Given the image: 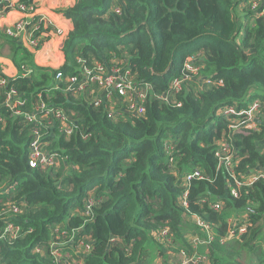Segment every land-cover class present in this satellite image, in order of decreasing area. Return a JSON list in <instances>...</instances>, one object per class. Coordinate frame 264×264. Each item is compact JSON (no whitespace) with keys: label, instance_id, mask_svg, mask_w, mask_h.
<instances>
[{"label":"trees","instance_id":"1","mask_svg":"<svg viewBox=\"0 0 264 264\" xmlns=\"http://www.w3.org/2000/svg\"><path fill=\"white\" fill-rule=\"evenodd\" d=\"M244 1L76 0L63 11L73 27L61 45L63 75L81 73L78 59L87 68L122 60L142 89L143 102L135 106L143 112L120 110L114 120L107 118L109 105L95 107L93 94L81 97L57 82V70L36 66L30 52L0 33L19 72L15 79L0 73L6 80L0 85V210L19 208L0 217V264H151L164 255L160 264H178L181 252L205 255V264H264V180L236 187L216 156L223 142L229 144L236 180L264 168V17L243 26L240 19L250 16L238 8ZM199 51L198 76L171 91L186 57ZM10 90L21 106L6 105ZM251 100L259 102L256 130L232 131L220 112L246 111ZM42 103L73 121L69 138L52 118L27 122L25 114L43 118ZM34 131L47 153L67 160L30 168ZM166 140L173 145L170 156ZM196 170L202 178L185 184ZM91 190L101 203L85 223L83 200ZM230 220L245 226L240 237H227ZM198 221L208 225L211 240L194 247L195 237L208 241ZM7 223L20 227L17 236L4 234ZM60 225L64 240L54 233ZM84 238L92 241L87 254L79 245Z\"/></svg>","mask_w":264,"mask_h":264},{"label":"built area","instance_id":"2","mask_svg":"<svg viewBox=\"0 0 264 264\" xmlns=\"http://www.w3.org/2000/svg\"><path fill=\"white\" fill-rule=\"evenodd\" d=\"M115 1V0H114ZM254 3L252 0L250 4V9L255 13L257 17H264V6L260 9L254 11ZM11 12H16L19 14V19L13 24L11 28L6 30V34L12 38L19 39L26 34L27 30L33 28L30 33V39L28 40V44L31 47H36L39 43V36H36L34 33L38 31L39 27L44 26L46 29L52 30L57 36H62L63 31L60 27H58L54 20L44 13H38V9L32 4L30 6H26L21 3H17L15 0H0V19L6 16ZM113 12L118 14L120 13L118 8H114ZM29 27V28H27ZM190 59V61H189ZM185 61L182 69H181V79H174L170 83V90L176 92L181 87L183 81L188 80L190 78H194L198 76V72L200 70L201 61L198 62V56H194ZM201 59V58H200ZM77 63H79L81 68V73L78 75H73V77L64 78L61 72H57L55 79L56 80H64L69 84L68 88L71 90H75L76 94H84L88 91L89 94H93L91 103L95 107L99 106H107L109 108L107 110V118L114 120L118 116H122L121 111L127 110L131 113H142L143 110L137 106H135V102L140 101L143 98L142 89H138L134 83L131 69L125 66V61H116V63L111 62L110 66H103L101 64H93L92 68H87L84 66V62L78 59ZM190 65L186 66V65ZM27 73H29L27 71ZM195 80V79H193ZM0 85H6V80L0 79ZM113 101H123L125 104H122L121 107L116 108L113 104ZM6 105L12 109L17 106H21L23 101L20 98L15 96V91L10 90L6 95ZM257 108V107H256ZM41 109L43 111V118L35 117L31 114H25L24 117L29 123L42 124L45 122V119L52 118L56 121L59 132H62L66 138H69L74 130V123L70 121L67 114L61 110L60 108H52L47 107L44 103L41 104ZM256 110V109H255ZM16 114H20L18 111H15ZM227 117V120L230 122L242 121V123H247L251 116L249 114H244L243 112L237 113L234 107L226 108L220 112ZM232 116L233 118H229ZM237 117V118H235ZM244 118V119H243ZM50 125L51 123L48 122ZM237 125V123L235 124ZM246 130H251L254 127L250 124H246L244 126L239 125V128ZM235 129L231 127V130ZM33 134L36 138L31 141L28 146V155H27V163L30 168H48V167H58L59 162H65L67 160L66 157H61L55 154L47 153L40 143V136L37 131H34ZM83 140H88L89 135L83 134ZM164 150L165 153L170 156L173 150V145L171 141L165 142ZM45 144V143H44ZM216 156L218 157L220 163L224 166L227 171V174L230 175V179L234 180V185L236 187L240 186H249L258 180H264V168L258 169L257 171L250 173L243 180H236L233 177L235 161L230 154L229 144L223 142L220 145V149L217 152ZM192 178H202V174L200 170H196L193 173L188 174L184 183H188ZM231 194L236 196V191L232 190ZM182 200L184 198L182 197ZM101 202V197H98L96 193H90L87 198L84 199L83 202V210L82 214L85 218V223H89L93 220V209L98 206ZM8 208H2L0 210V217L9 218L10 215H17L19 212V208L12 204H6ZM213 207L215 210L220 211L221 205L218 203H214ZM8 220V219H7ZM198 227L204 230L208 234V241H203L201 238L195 237L192 239V243L194 247L198 245L207 244L210 240V230L208 225L204 224L201 221L197 223ZM57 229L54 230V233H57ZM20 227L16 226L12 223H7L5 227L4 234L9 235L11 237H15L19 234ZM245 232V226L241 224L240 220H230L229 231L227 233L228 238H238ZM166 232L161 233V237H165ZM158 239L162 242L160 237ZM85 242L81 240L79 245L83 248L82 253L87 254L90 252L89 245L92 243L90 239L84 238ZM226 239H223L224 242ZM86 243V244H85ZM37 252H40L39 248H36ZM51 255L54 256L55 260L59 262L61 259L60 254L56 250L51 251ZM1 259V257H0ZM206 257L205 255L195 254L191 257H187L183 252H181V259L178 264H205ZM68 264L67 261L64 262ZM154 264H160L157 261Z\"/></svg>","mask_w":264,"mask_h":264},{"label":"crops","instance_id":"3","mask_svg":"<svg viewBox=\"0 0 264 264\" xmlns=\"http://www.w3.org/2000/svg\"><path fill=\"white\" fill-rule=\"evenodd\" d=\"M15 1L19 3V0H15ZM75 1L76 0H33V5L35 6V8L38 9V13H44L49 17H51L54 20L55 24L58 27H60L63 31L62 36H57L50 29H46L44 26L39 27L38 31L34 32L36 36H39V43H38L39 47L36 49L31 47L27 43L28 40L30 39V33L33 30V28L27 30L26 34L19 39L12 38L6 34V30L11 28L13 24L19 19V14L16 12H11L0 19V33L6 34L8 38L15 39V41H17V44L19 46L23 47L28 52H30L33 55V62L36 66L58 70L59 68H61L63 64L61 45L63 41L67 39L68 34L73 29L71 21L65 18L62 12L71 9L75 4ZM249 21L253 23V20H249ZM4 38L6 37L4 36L0 37V73L3 74L8 79H15L18 76L19 72L17 67L13 65L10 58L8 57V44H7L8 42H6ZM251 103L249 102L248 106ZM256 104L257 106L259 105L258 100H256ZM236 123L237 121H235V124ZM258 123H259L258 117L254 111L249 121L247 123H241V126L250 124L251 126L254 127L253 129H251V131H254L256 130ZM238 130H240V132H246L241 127L238 128ZM61 229H62V225H60L59 230ZM43 253L44 252L42 250L40 254L43 255ZM163 257H166V255H164ZM144 259L146 260V258ZM154 263L151 262V264Z\"/></svg>","mask_w":264,"mask_h":264},{"label":"rangeland","instance_id":"4","mask_svg":"<svg viewBox=\"0 0 264 264\" xmlns=\"http://www.w3.org/2000/svg\"><path fill=\"white\" fill-rule=\"evenodd\" d=\"M255 1V3H254V11L255 10H257V8H258V6H259V4L260 5H264V0H254ZM251 2H252V0H245L242 4H241V6L239 5V9H241L244 13H243V16H245L246 14H247V12L246 11H249V14H250V16L246 19V18H243V19H240L241 21L240 22H242V24H243V26H249V25H251L252 23H251V21H249V20H254L255 18H256V16H255V13L253 12V11H251L250 10V4H251ZM241 15V14H240ZM242 16V15H241ZM68 37V36H67ZM202 56V55H201ZM192 59V58H191ZM198 59H200V56H198ZM189 61H190V59H189ZM186 66H189L190 67V65H186ZM200 85H198V87H199ZM197 88V87H196ZM79 95H81V97H83V95L82 94H79ZM253 101V102H252ZM252 102V103H251ZM251 104L247 107V109L248 110H246V111H242L241 110V112H243L244 114H249V116H251V115H253V112L255 111V109H256V107H257V104H256V100L254 101V100H251ZM244 119V118H243ZM241 123H242V121H237V125H235V122H233V123H231L230 124V128L231 127H233V128H235V129H232V131H238V132H240V130H238V128H239V125H241ZM189 226H192L191 224H189ZM57 235L59 236L60 235V237H61V240H64L65 239V233L63 232V231H58L57 232ZM82 251H84V250H82ZM168 259V256L167 257H161V258H159L158 260H157V262L158 263H164L166 260ZM175 264H177V260H175Z\"/></svg>","mask_w":264,"mask_h":264},{"label":"clouds","instance_id":"5","mask_svg":"<svg viewBox=\"0 0 264 264\" xmlns=\"http://www.w3.org/2000/svg\"><path fill=\"white\" fill-rule=\"evenodd\" d=\"M112 1L114 2V0H112ZM263 6H264V5H260V4H259L258 7L261 9ZM250 10H251V9H250ZM201 53H202V51L195 52L193 55H190V56L186 57L185 61H186L187 59H189V58L194 57V56H201ZM200 58H201V57H200ZM185 61H184V63H185ZM184 63H183V65H184ZM182 67H183V66H182ZM57 72H61L60 69H58ZM61 73H62V72H61ZM56 74H57V73H56ZM55 76H56V75H55ZM63 76H64V78L67 77L66 75H63ZM55 80H56V79H55ZM56 81H57V82H60L59 80H56ZM61 81H65V79H64V80H61ZM167 141H168V140H166L165 142H167ZM253 172H255V171H252V172H250V173H253ZM94 189H96V188H94ZM90 193H96V194H97V192H95V190H91V191H89V192L86 194V197H85V198H87V196H88ZM85 198H84V199H85ZM83 202H84V200H83ZM100 203H101V202H100ZM100 203H99V204H100ZM99 204H98V205H99ZM95 208H96V207H95ZM95 208H94V209H95ZM35 251H36V249H35ZM41 251H42V250H40V252H37V251H36V253H39V254H40Z\"/></svg>","mask_w":264,"mask_h":264},{"label":"water","instance_id":"6","mask_svg":"<svg viewBox=\"0 0 264 264\" xmlns=\"http://www.w3.org/2000/svg\"><path fill=\"white\" fill-rule=\"evenodd\" d=\"M252 172V171H251Z\"/></svg>","mask_w":264,"mask_h":264}]
</instances>
